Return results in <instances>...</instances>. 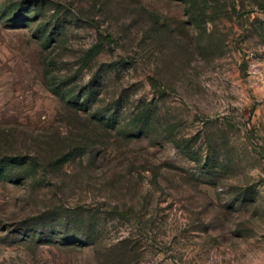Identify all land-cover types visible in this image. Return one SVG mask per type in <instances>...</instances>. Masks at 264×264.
<instances>
[{"label": "rangeland", "instance_id": "1", "mask_svg": "<svg viewBox=\"0 0 264 264\" xmlns=\"http://www.w3.org/2000/svg\"><path fill=\"white\" fill-rule=\"evenodd\" d=\"M0 264H264V0H0Z\"/></svg>", "mask_w": 264, "mask_h": 264}]
</instances>
